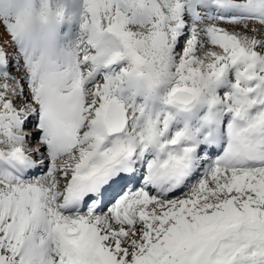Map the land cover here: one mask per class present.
Segmentation results:
<instances>
[{
	"label": "snow or ice",
	"instance_id": "6c2138e0",
	"mask_svg": "<svg viewBox=\"0 0 264 264\" xmlns=\"http://www.w3.org/2000/svg\"><path fill=\"white\" fill-rule=\"evenodd\" d=\"M0 264H264V0H0Z\"/></svg>",
	"mask_w": 264,
	"mask_h": 264
}]
</instances>
